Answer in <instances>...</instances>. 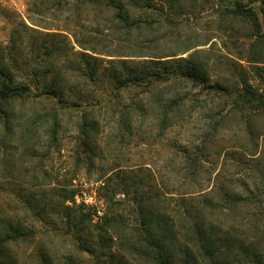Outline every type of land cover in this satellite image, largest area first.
<instances>
[{
	"label": "rangeland",
	"instance_id": "rangeland-1",
	"mask_svg": "<svg viewBox=\"0 0 264 264\" xmlns=\"http://www.w3.org/2000/svg\"><path fill=\"white\" fill-rule=\"evenodd\" d=\"M117 1L123 3L124 12L136 24L131 34L114 29L116 23V27L120 24L112 6L93 7L76 0H0V53L18 75L20 72L12 57L18 58L23 71L33 68L40 62L39 45L42 47L54 41L45 33L59 29L69 33L68 39L73 45L74 33L81 41L97 35L101 38L98 47L111 45L110 50L118 55L144 53L158 60V56L188 57L195 52L194 59H207L201 69L204 78L203 81L194 79L197 86H193V80L186 79L185 92L191 99L201 100L203 106L183 123L165 131L156 126L158 112L151 111L149 123L133 137L126 134L121 138L122 132L104 131L89 159L84 158V147L78 142V132L70 122L73 120L70 116L62 122L58 144L49 143L50 138L38 123L29 130L35 134L25 136L26 142L31 143L26 144L22 136L24 131L20 130L22 124L30 116L40 113L48 100L41 98L44 102L17 103L14 128H18L11 131L0 123V218L5 215H9L11 221L20 218L34 232L9 243L12 254L19 264H43L40 256L43 248L58 257L55 258L58 262H63L68 254H75L76 250L81 253L74 245L73 232L56 221L59 211L64 208H51V205H57L62 194L54 192L56 183L66 185L67 189L77 188L75 202L100 208L102 214L96 211L95 220L101 218L105 207L99 200L97 188L104 179L102 165L108 162L134 170L144 166L142 171L135 173L136 176L126 179L127 185L118 177L110 184L112 196L122 201L119 211L129 213L118 228L125 231L137 222L134 214L137 188L151 192V197L164 208L174 202L167 196L171 191L197 192L210 189L217 182L239 186L247 181V201L231 208L213 210L212 219L224 227L238 228L247 241L257 242L264 250V108L258 101V97L264 101V47L256 45L258 37L255 35L258 31L264 32V0ZM249 7L258 17L260 28L250 16L237 10ZM232 9L239 14L231 13ZM24 23L43 34L21 32L15 39L17 46L13 48V30L22 29ZM112 27L113 30H107ZM189 46L192 48L183 53V48ZM76 48L80 49L77 45ZM71 58L73 55L70 54L61 58L56 56L55 61L53 57L60 71H65L66 79V70H69L66 66ZM166 58L169 57L163 59ZM28 75L26 72L18 79L30 81ZM157 90L142 97L155 103ZM195 92L197 94L193 96ZM137 93V90H126L123 98H137ZM68 114L77 115L74 111ZM210 121L217 122L215 132ZM32 144L39 152L30 150ZM80 157L84 162L76 160ZM89 160L92 162L86 163ZM77 164L82 167L76 168ZM197 164L201 168L193 169ZM43 181L46 184H37ZM242 192L245 193L244 189ZM33 195L48 200L47 205L51 208L48 216H38L26 204L27 198ZM91 198L92 203L87 202ZM106 234L115 237L114 231ZM80 257L85 264H104L106 259L88 251Z\"/></svg>",
	"mask_w": 264,
	"mask_h": 264
},
{
	"label": "trees",
	"instance_id": "trees-1",
	"mask_svg": "<svg viewBox=\"0 0 264 264\" xmlns=\"http://www.w3.org/2000/svg\"><path fill=\"white\" fill-rule=\"evenodd\" d=\"M76 1L93 7H114V17L120 24L116 27V23L114 29L123 30L125 34H131L136 27L124 12L121 1ZM237 10L244 12L245 16H250L260 28L259 19L251 7ZM237 10L232 9L230 12L238 15ZM21 26L22 29L13 30V48L17 46L15 39L21 32L43 34L25 23ZM111 29L113 30V27L107 30ZM68 34L62 29L46 32V36L54 39L53 43L43 44L42 47L39 45L40 62L26 71H23L18 58L12 57V62L20 72L18 75L14 73V68L7 65L4 54L0 53V123H4L6 129L13 131L18 128H14L17 103L37 100L44 102L41 98L47 99L48 101L44 102L47 106L22 124L20 130L24 131L23 138L35 134L29 130L32 125L38 123L40 129L43 127L46 136L50 138L49 143L58 144L62 122L66 116H70L73 119L70 122L78 132V142L84 147V158L90 159L104 131L122 132L121 138L126 134L133 137L143 131V127L149 123L150 111L158 112L155 117L156 126L165 131L180 122L183 123L188 116L203 106L201 100L193 97L191 99L185 92L186 79L193 80V86H197L198 83L194 79L203 81L204 78L201 69L207 59H194L195 52L188 57H175L176 54L158 56V60L152 58L155 56L144 53L118 55L110 50L111 45L98 47L101 38L98 39L97 35L87 36L86 41H81L74 33L76 39L73 45L68 39ZM255 35L258 37L256 45L264 47V32L258 31ZM76 45L80 49H77ZM191 48L184 47L183 53ZM69 54L73 55V58L66 66L70 70H66V79L65 71H60L61 68L54 61L56 56L61 58ZM164 57L169 58L163 59ZM26 72L30 74V81L18 79ZM156 88L157 102L152 103L142 97L144 94H153ZM126 90H137V98H123V92ZM196 94L195 92L192 95ZM258 101L261 108H264V101L260 97ZM69 111H74L77 115L68 114ZM210 125L214 127L215 132L217 122L210 121ZM43 140L49 141L48 138ZM25 143L31 144L26 142V137ZM36 148L32 144L30 150L39 152ZM76 160L83 161L81 157ZM91 162L92 160H89L86 163ZM102 166L104 179L97 189L99 200L105 207V214L96 220V208L86 206L84 202H75L77 188L67 189L66 185L64 187V184L56 183L54 192L62 194L57 205H51V208H64L62 212L59 211L56 221L62 222L73 232L76 240L74 245L81 253L76 250L75 254H68L63 262H58L55 259L58 257H53L43 248L40 251L43 264H85L84 259L80 257L85 251L96 254L100 259L106 258L104 264H264V250L260 248V244L247 241L238 228L236 230L231 226L224 227L212 219L213 210L231 208L247 201V181H243L239 186L231 182L221 183L222 185L217 182L210 189L197 192L171 191L167 196L175 203L164 208L151 197V192L137 188L134 192L137 204L134 214L137 222L124 231L122 227L118 228V225L126 220L125 216L129 217V213L119 211L122 201L112 196L110 184L114 177H118L127 185L126 179L133 178L132 175L136 176L135 173L142 171L144 166L139 170L109 162ZM81 167L82 164H77L76 168ZM200 168L201 165L198 164L193 166L195 170ZM46 173L49 174V170ZM37 184H46V181ZM72 184L74 186V183ZM241 189H244L245 193ZM68 201L73 203L69 205ZM26 204L38 216L45 217L50 214L48 200L33 195L27 198ZM8 217L9 215H5L0 218V264H19L9 243L28 236L34 230L22 219L11 221ZM109 231H114L115 237L107 235Z\"/></svg>",
	"mask_w": 264,
	"mask_h": 264
},
{
	"label": "built area",
	"instance_id": "built-area-1",
	"mask_svg": "<svg viewBox=\"0 0 264 264\" xmlns=\"http://www.w3.org/2000/svg\"><path fill=\"white\" fill-rule=\"evenodd\" d=\"M87 202H91L92 203V198L91 199H88V201ZM97 212L99 213V214H102V211H101V209L100 208H98L97 207Z\"/></svg>",
	"mask_w": 264,
	"mask_h": 264
}]
</instances>
